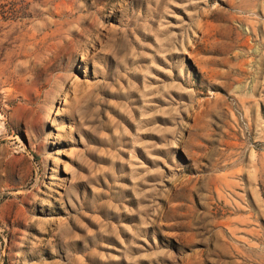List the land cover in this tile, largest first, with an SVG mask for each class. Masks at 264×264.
Here are the masks:
<instances>
[{
	"label": "rangeland",
	"instance_id": "374dc122",
	"mask_svg": "<svg viewBox=\"0 0 264 264\" xmlns=\"http://www.w3.org/2000/svg\"><path fill=\"white\" fill-rule=\"evenodd\" d=\"M0 264H264V0H0Z\"/></svg>",
	"mask_w": 264,
	"mask_h": 264
}]
</instances>
